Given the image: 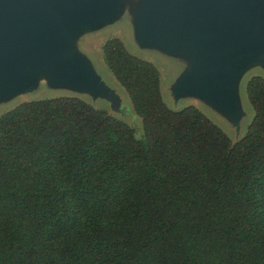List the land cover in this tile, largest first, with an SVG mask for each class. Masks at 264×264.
Segmentation results:
<instances>
[{
  "label": "trees",
  "instance_id": "obj_1",
  "mask_svg": "<svg viewBox=\"0 0 264 264\" xmlns=\"http://www.w3.org/2000/svg\"><path fill=\"white\" fill-rule=\"evenodd\" d=\"M143 133L76 96L0 115V264H264V77L235 142L170 109L158 69L101 47Z\"/></svg>",
  "mask_w": 264,
  "mask_h": 264
},
{
  "label": "water",
  "instance_id": "obj_2",
  "mask_svg": "<svg viewBox=\"0 0 264 264\" xmlns=\"http://www.w3.org/2000/svg\"><path fill=\"white\" fill-rule=\"evenodd\" d=\"M122 3L0 0V101L33 90L41 78L74 93L115 96L75 41L114 21ZM134 39L140 48L186 58L171 88L175 101L199 99L238 125L237 83L249 67L264 69V0H140Z\"/></svg>",
  "mask_w": 264,
  "mask_h": 264
},
{
  "label": "rangeland",
  "instance_id": "obj_3",
  "mask_svg": "<svg viewBox=\"0 0 264 264\" xmlns=\"http://www.w3.org/2000/svg\"><path fill=\"white\" fill-rule=\"evenodd\" d=\"M140 0H123L121 11L114 21L99 28L80 33L75 41L78 52L84 55L92 64L96 74L103 84L115 92L108 95L92 97L86 93H74L70 89L51 87L43 78L39 79L38 86L29 92L15 95L0 101V115L16 105L35 99H44L57 96H76L88 102L95 108L104 109L115 117L125 121L133 128L135 136L141 137L142 123L135 113L129 96L124 87L115 79L108 69L102 55V45L111 38H118L131 54L150 61L158 69L159 86L164 103L173 110L181 109L187 105L196 106L209 120L217 125L234 142L246 132L253 117L254 110L246 96V83L252 76L264 77V69L254 65L246 69L238 83L237 95L242 115L239 124L235 125L220 111L207 103L190 96H182L174 100L172 86L187 69V60L183 56L168 55L167 53L150 48H140L134 39V19Z\"/></svg>",
  "mask_w": 264,
  "mask_h": 264
}]
</instances>
